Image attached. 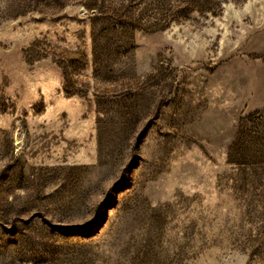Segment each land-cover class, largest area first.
Masks as SVG:
<instances>
[{
    "label": "rangeland",
    "instance_id": "rangeland-1",
    "mask_svg": "<svg viewBox=\"0 0 264 264\" xmlns=\"http://www.w3.org/2000/svg\"><path fill=\"white\" fill-rule=\"evenodd\" d=\"M0 264H264V0H0Z\"/></svg>",
    "mask_w": 264,
    "mask_h": 264
}]
</instances>
